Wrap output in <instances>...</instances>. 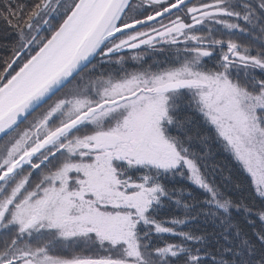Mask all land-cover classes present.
Masks as SVG:
<instances>
[{"label": "snow or ice", "instance_id": "1", "mask_svg": "<svg viewBox=\"0 0 264 264\" xmlns=\"http://www.w3.org/2000/svg\"><path fill=\"white\" fill-rule=\"evenodd\" d=\"M0 264H264V0H0Z\"/></svg>", "mask_w": 264, "mask_h": 264}]
</instances>
